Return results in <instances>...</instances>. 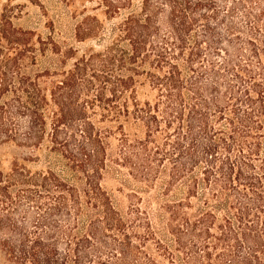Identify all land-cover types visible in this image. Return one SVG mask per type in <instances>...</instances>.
I'll return each instance as SVG.
<instances>
[{
  "label": "trees",
  "instance_id": "1",
  "mask_svg": "<svg viewBox=\"0 0 264 264\" xmlns=\"http://www.w3.org/2000/svg\"><path fill=\"white\" fill-rule=\"evenodd\" d=\"M64 5L1 4L0 264H264V0Z\"/></svg>",
  "mask_w": 264,
  "mask_h": 264
},
{
  "label": "rangeland",
  "instance_id": "2",
  "mask_svg": "<svg viewBox=\"0 0 264 264\" xmlns=\"http://www.w3.org/2000/svg\"><path fill=\"white\" fill-rule=\"evenodd\" d=\"M74 1L78 3V7H81V3L86 5L87 12L93 11L92 7L96 5L97 0H0V9L2 3H8L13 8L12 22L15 27L22 29H33L42 35L47 32L46 24L48 25L50 20H53L55 27L60 30V39L70 38L72 36L71 19L66 11L67 7L65 2ZM41 7H44L47 14L44 15ZM103 18V15H100ZM105 24H109L110 21L105 19ZM24 154V150L17 147L12 143H3L0 145V167L7 168L10 161L14 157ZM43 161L33 163L30 167L42 166ZM119 182L113 175H105L103 179V186L113 193L117 198H123V195L117 192L115 189L118 187ZM126 192V189L123 190Z\"/></svg>",
  "mask_w": 264,
  "mask_h": 264
}]
</instances>
